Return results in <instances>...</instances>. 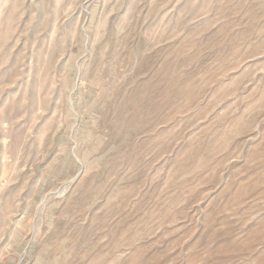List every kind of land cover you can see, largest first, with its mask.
<instances>
[{
	"label": "rangeland",
	"instance_id": "1",
	"mask_svg": "<svg viewBox=\"0 0 264 264\" xmlns=\"http://www.w3.org/2000/svg\"><path fill=\"white\" fill-rule=\"evenodd\" d=\"M0 264H264V0H0Z\"/></svg>",
	"mask_w": 264,
	"mask_h": 264
}]
</instances>
